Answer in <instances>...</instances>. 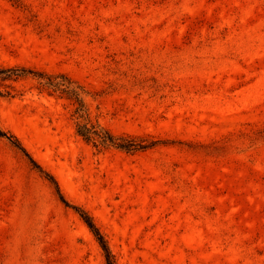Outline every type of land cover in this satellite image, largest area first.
I'll return each mask as SVG.
<instances>
[{
	"label": "rangeland",
	"instance_id": "1",
	"mask_svg": "<svg viewBox=\"0 0 264 264\" xmlns=\"http://www.w3.org/2000/svg\"><path fill=\"white\" fill-rule=\"evenodd\" d=\"M0 67L64 73L70 101L0 82V264H264V0H0Z\"/></svg>",
	"mask_w": 264,
	"mask_h": 264
},
{
	"label": "trees",
	"instance_id": "2",
	"mask_svg": "<svg viewBox=\"0 0 264 264\" xmlns=\"http://www.w3.org/2000/svg\"><path fill=\"white\" fill-rule=\"evenodd\" d=\"M28 75L32 76L33 79L37 81V89L40 93L45 92L48 95L66 99L75 105L74 113L79 119L75 123V133L86 143H90L96 148H115L127 153L142 151L156 145L157 141H146L140 137L129 134L115 135L107 128L100 126L97 122L89 120L83 99L80 95V88L75 86L74 81L66 74H48L42 70H32L24 67H0V82L8 80L16 81ZM0 137L9 140L10 143L27 158L33 168L42 172L38 163L30 156L13 134L0 129ZM42 173H44V176L55 185L58 197L62 203L68 206V203L61 195L53 177L46 172ZM76 210L99 244L103 252L105 264H115L114 256L108 247L107 241L93 222L91 216L82 209Z\"/></svg>",
	"mask_w": 264,
	"mask_h": 264
}]
</instances>
